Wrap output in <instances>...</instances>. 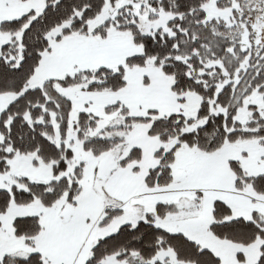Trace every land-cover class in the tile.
<instances>
[{
  "label": "snow or ice",
  "instance_id": "snow-or-ice-1",
  "mask_svg": "<svg viewBox=\"0 0 264 264\" xmlns=\"http://www.w3.org/2000/svg\"><path fill=\"white\" fill-rule=\"evenodd\" d=\"M0 264H264V0H0Z\"/></svg>",
  "mask_w": 264,
  "mask_h": 264
}]
</instances>
